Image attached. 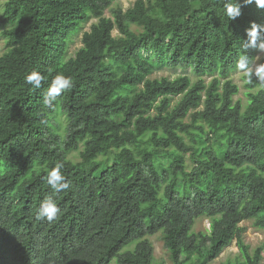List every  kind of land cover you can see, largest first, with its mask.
Listing matches in <instances>:
<instances>
[{
    "label": "trees",
    "instance_id": "1",
    "mask_svg": "<svg viewBox=\"0 0 264 264\" xmlns=\"http://www.w3.org/2000/svg\"><path fill=\"white\" fill-rule=\"evenodd\" d=\"M252 22L264 9L230 21L223 0H5L0 264H152L159 231L171 264H205L233 242L239 255L221 264H261L264 240L251 249L241 223L264 229V87L245 72L243 104L230 78L240 55L255 60ZM161 66L195 79L151 78ZM34 69L38 89L24 79ZM57 74L74 86L47 108ZM57 163L70 182L59 193L47 183ZM49 198L60 212L37 220ZM200 218L209 227L195 231Z\"/></svg>",
    "mask_w": 264,
    "mask_h": 264
},
{
    "label": "clouds",
    "instance_id": "2",
    "mask_svg": "<svg viewBox=\"0 0 264 264\" xmlns=\"http://www.w3.org/2000/svg\"><path fill=\"white\" fill-rule=\"evenodd\" d=\"M223 4L225 14L230 21H235L241 17L242 8L245 6L254 4L257 9H264V0H223ZM246 35L248 40L246 43H243L244 48L257 47L258 41L259 46L264 47V25L252 22L250 27L246 29ZM237 67L247 73L249 82H251L252 76L255 75L261 86L264 87V65L257 66L253 72V69L250 67L249 57L246 54H242L237 61ZM24 79L27 85L38 89L41 87L44 78L38 70L34 69L27 74ZM73 86L72 77L64 74H57L47 92L43 95V105L47 108H52L57 98L61 96L63 92L70 90ZM63 167V163H57L47 174V183L56 193L67 190L70 187V182L62 171ZM59 212L60 208L57 203L49 198L41 202L36 214V219H47L48 221H52L56 219Z\"/></svg>",
    "mask_w": 264,
    "mask_h": 264
},
{
    "label": "rangeland",
    "instance_id": "3",
    "mask_svg": "<svg viewBox=\"0 0 264 264\" xmlns=\"http://www.w3.org/2000/svg\"><path fill=\"white\" fill-rule=\"evenodd\" d=\"M134 0H119V4L121 5L122 9H126L129 7ZM5 0H0V12L3 7ZM106 15H109V12H106ZM94 21V19H90L84 23H82L78 29L73 32L70 35V41L68 42V55L72 56L76 49H78L81 45V36L82 33L89 29L90 23ZM113 33H116L114 30ZM5 50V44L3 38L0 36V54L3 53ZM264 55V47L259 46V48L255 52V60L253 61V64L251 68L255 70L257 66L260 65V58ZM245 71L241 70L239 68H235L231 70L230 72V78L232 82H234L238 86V93L233 96L234 100H240L243 104L246 103V96H245V88H244V80L243 75ZM182 74H188L192 77V80L195 79L193 76L192 70L188 67L186 69L182 68H171L168 66H161L155 69V71L150 75L151 78L154 77H162L166 76L169 78H175L178 75ZM210 77H206L205 81H209ZM180 99V95L175 96L172 98L173 103L176 102V100ZM59 119V120H58ZM57 121L63 122V119L59 117ZM56 120H54V123H57ZM78 151L72 152L69 156L73 159L78 158ZM246 227V230L244 232L245 241L250 245V248L253 249V247L259 245L264 240V229L256 228L252 225L251 221H243L241 223ZM209 227V220L207 218H200L196 219L193 224V230H204ZM148 240L150 241L152 247H153V262L152 264H171V261L168 256V251L164 246L163 238L161 232H156L152 235L147 236ZM238 248L235 245V242H233L230 246L224 248V250L214 258H207V262L205 264H221L227 259L234 260L238 256ZM109 264H116L115 259H113ZM261 264H264V258L261 261Z\"/></svg>",
    "mask_w": 264,
    "mask_h": 264
}]
</instances>
